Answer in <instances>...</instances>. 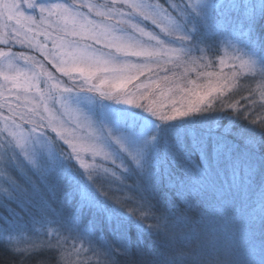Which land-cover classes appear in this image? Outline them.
<instances>
[{"label":"snow or ice","instance_id":"obj_1","mask_svg":"<svg viewBox=\"0 0 264 264\" xmlns=\"http://www.w3.org/2000/svg\"><path fill=\"white\" fill-rule=\"evenodd\" d=\"M0 221L56 264H264V0H0Z\"/></svg>","mask_w":264,"mask_h":264},{"label":"trees","instance_id":"obj_2","mask_svg":"<svg viewBox=\"0 0 264 264\" xmlns=\"http://www.w3.org/2000/svg\"><path fill=\"white\" fill-rule=\"evenodd\" d=\"M258 29L261 30V28L258 26ZM214 59V57H212ZM240 95H247V92H242ZM228 98H232V93L228 95ZM239 96H236L233 98V101L238 100ZM241 105L246 104V101L241 100ZM256 114H260L259 110H257ZM128 183H131L129 181ZM107 187V185H105ZM112 194V193H110ZM119 195L120 193H116ZM59 195H62L60 193ZM75 204V201H72V205ZM70 208V205L66 202L65 204V211L67 212ZM47 258L49 261V264H56L57 261V254L55 251L52 250H45L44 252L40 254H34V255H21L19 252L14 251L13 247L8 246L5 244L2 240H0V264H37V261L41 258ZM88 259L91 261V264H97V261H102V256H95L91 252L87 254Z\"/></svg>","mask_w":264,"mask_h":264},{"label":"rangeland","instance_id":"obj_3","mask_svg":"<svg viewBox=\"0 0 264 264\" xmlns=\"http://www.w3.org/2000/svg\"><path fill=\"white\" fill-rule=\"evenodd\" d=\"M160 2L161 3H163L164 2V0H160ZM258 31H262V29L261 30H259V29H257ZM157 31H158V29H157ZM220 55H223V51H221V53H220ZM210 59H213L212 57H210ZM214 61H215V63H214V65H213V68L211 69L212 71H220V68H219V64H218V57H214V59H213ZM48 67L53 71V72H55V69H52L51 68V65H48ZM224 71L225 72H229V71H231L230 69H228V68H225L224 69ZM57 75H59L58 73H57ZM190 76H191V78L192 79H196V74L195 73H190ZM200 82H204L203 81V78L200 80ZM230 94V93H229ZM228 94V95H229ZM53 135H55L54 133H53ZM65 148H67V146H65ZM20 223L21 224H23L24 225V230H25V234L22 236V238L20 239V241H19V247H21V248H23V247H26L27 246V244H28V239H29V233H28V230L32 227L31 226V224H30V222H29V220H28V218L26 217V216H21V218H20ZM4 222L3 221H0V229H3L4 228ZM4 236H6L7 235V233L6 232H4V233H2ZM14 235H19L18 233H13ZM3 241V240H2ZM4 242V241H3ZM5 244H7L8 246H10V247H13L12 245H10V244H8V243H6V242H4Z\"/></svg>","mask_w":264,"mask_h":264}]
</instances>
